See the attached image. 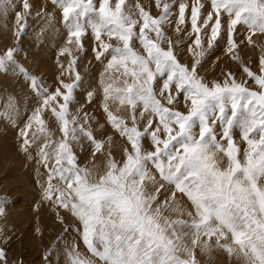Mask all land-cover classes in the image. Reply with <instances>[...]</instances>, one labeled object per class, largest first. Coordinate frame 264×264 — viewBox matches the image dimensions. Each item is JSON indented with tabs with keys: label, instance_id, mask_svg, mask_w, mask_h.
<instances>
[{
	"label": "snow or ice",
	"instance_id": "6c2138e0",
	"mask_svg": "<svg viewBox=\"0 0 264 264\" xmlns=\"http://www.w3.org/2000/svg\"><path fill=\"white\" fill-rule=\"evenodd\" d=\"M51 3L61 8L68 29L61 55H71L73 46L83 50L82 38L90 28L98 42L95 58L110 56L101 74L103 109L107 121L126 138L130 149L124 147L122 162L109 150L102 173L96 164L81 167L73 142L80 144L81 136L87 138L93 158L105 154L106 142L97 140L92 130L69 112L74 90L82 79L75 71L76 58L69 63L74 80L61 81L66 91L57 88L49 93L47 88L38 87L35 76L31 77V86L42 101L21 131V147L27 152L30 145H37L39 162L47 169L43 198L80 222L83 243L99 264H200L197 253L210 256L216 249L243 264H264V54L259 58V74L246 65L242 69L258 91L247 87V81L238 82L232 72L225 74L223 82L211 83L198 73L207 51L222 35V16L228 17L227 52L233 60L241 59L234 38L238 26L246 29L245 41L256 44L253 37L264 35V0H208L206 15L202 0H192L191 4L187 0H155L161 14L154 17L137 4L138 18L126 8V0H115L114 5L112 0H100L99 7L94 0ZM176 3L177 31L185 25L190 8L195 49L190 46L189 51L196 58L191 67L180 63L162 27L171 23V8ZM10 5L11 0H0V9L6 11ZM21 6L23 13H15L16 36L26 28L32 7L29 0H21ZM207 29L210 35L205 50L201 33ZM102 34L117 43L105 42ZM136 41L144 54L135 49ZM165 41L166 49L161 46ZM17 51L8 48L0 55V71L18 66L27 75L14 59ZM165 76L157 93L155 81ZM181 92L186 113L170 107ZM93 95L87 92L89 102ZM109 102L127 106L129 116L114 114ZM44 109H50L59 122L61 139H51L42 116ZM145 116L147 121L140 129L139 121ZM84 119H89L87 113ZM236 129L246 142L243 150L235 141ZM41 138L43 143L37 144ZM145 138L150 139L154 150L144 148ZM107 143L110 147L111 137ZM166 191L168 195L161 200ZM178 194L190 202V211L182 207ZM4 210L0 206V214ZM185 215L187 219L182 218ZM57 216L63 222L59 213ZM66 258L67 264H96L76 246L67 251ZM0 264H8L3 248Z\"/></svg>",
	"mask_w": 264,
	"mask_h": 264
},
{
	"label": "rangeland",
	"instance_id": "374dc122",
	"mask_svg": "<svg viewBox=\"0 0 264 264\" xmlns=\"http://www.w3.org/2000/svg\"><path fill=\"white\" fill-rule=\"evenodd\" d=\"M173 3V0H167ZM191 4L192 0H187ZM205 4L204 13L210 10L208 0H202ZM31 13L26 16V28L19 35L15 32L18 28L15 20V13H23L21 0H11L10 7L5 11L0 9V55H3L8 48H18L14 54V59L19 66L27 71V75L19 70L18 66H11L7 71H0V206L5 210L0 214V248H3L7 255L8 264H67V251L76 246L84 256L96 260L88 252L82 240V225L67 210L56 206L53 201L43 198V190L47 180V169L39 162L40 157L36 144L29 146L25 152L21 145L23 137L21 131L28 124L34 111L41 106L42 96L37 94V90L31 86V77L37 78L38 87L47 88L49 93L55 92L57 88L66 91L61 84L71 83L75 78V72L69 70V63L73 57L76 58L75 71L82 77L78 87L74 90V100L69 104L71 115L78 117L79 124L85 128H90L97 140L105 141L104 155L92 156V145L87 138L81 136L80 144L73 142V151L78 157L81 167L85 165L91 167L98 166L102 173L105 170L106 153L110 150L116 161L124 160V147L130 145L126 138L119 133L107 121L106 113L103 109V85L101 84V74L104 73L107 60L106 56L102 60L95 58V51L98 42L89 28L87 34L82 38L84 48L78 50L72 47L71 55L65 53L61 55V49L66 46L68 29L63 20L62 10L58 5L51 3V0H29ZM96 7H99L100 0H94ZM114 5L115 0H112ZM144 7L154 17L161 14L162 9L158 8L155 0H126V8L133 10L134 18L137 17L138 9L136 5ZM178 15V3L171 8V23L162 25L166 36L171 39L174 52L182 64L189 67L194 63L193 52L189 51L192 46L195 34L192 33L190 24V8L186 10V23L181 25V31L176 30V18ZM85 22L87 18H84ZM24 21H22L23 23ZM222 35L217 39L214 47L207 51L198 73L205 79V82H223L225 74L232 72L238 82L247 81L246 86L253 90H259L258 86L249 79L243 72V66H248L251 70L259 74V58L264 54V35L254 36L255 45H249L245 41L246 29L238 26L234 38L239 44L238 52L241 57L239 61L233 60L227 52V32L226 25L228 17L222 16ZM138 32V27L136 29ZM150 35H154L150 33ZM210 29L201 33L203 47L208 49V36ZM105 42L116 44L115 38L109 40L102 34ZM245 41L244 43H240ZM179 42V43H178ZM167 48L165 41L162 45ZM134 47L141 54L143 48L139 42H134ZM154 67V65H153ZM165 77H157L155 90L159 89ZM94 95L89 102L87 92ZM176 93L175 86L172 88ZM62 103V98H58ZM58 108V103L53 102ZM110 110L114 114L128 117L129 109L119 103L109 102ZM174 109L187 112L184 95L181 92ZM88 114L89 119L85 120L84 115ZM48 129L51 132L53 141L62 138L59 130V122L55 119L50 109L42 111ZM147 121V116L139 121L140 129H143ZM131 126V120L126 121ZM35 129V125H34ZM33 129V130H34ZM197 133L199 129H196ZM220 129L217 128L219 135ZM163 135V133H161ZM111 137V146L107 143ZM236 143L243 150L246 142L243 141L239 129L234 131ZM43 138L37 141L42 144ZM146 150H154L150 139L143 140ZM226 163V161H225ZM169 189L168 191H170ZM168 191L163 192L160 199L163 200L168 195ZM178 198L182 207L191 210L192 206L186 197ZM63 217V222L58 218ZM169 215V213H165ZM175 218L176 214H171ZM187 219L185 215L182 217ZM200 264H243V261L230 257L223 250H213L210 256L197 253Z\"/></svg>",
	"mask_w": 264,
	"mask_h": 264
}]
</instances>
